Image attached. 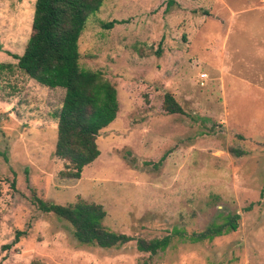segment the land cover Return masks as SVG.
I'll use <instances>...</instances> for the list:
<instances>
[{
  "label": "rangeland",
  "instance_id": "obj_1",
  "mask_svg": "<svg viewBox=\"0 0 264 264\" xmlns=\"http://www.w3.org/2000/svg\"><path fill=\"white\" fill-rule=\"evenodd\" d=\"M34 3L0 0V63L12 65L0 77V264H264V0H104L79 62L115 87L118 112L79 179L54 154L65 91L16 68ZM167 93L183 114L162 111ZM35 197L99 204L106 229L144 240L240 218L210 242L173 237L150 255L136 241L80 245Z\"/></svg>",
  "mask_w": 264,
  "mask_h": 264
},
{
  "label": "trees",
  "instance_id": "obj_2",
  "mask_svg": "<svg viewBox=\"0 0 264 264\" xmlns=\"http://www.w3.org/2000/svg\"><path fill=\"white\" fill-rule=\"evenodd\" d=\"M103 3L104 0H35L31 33L24 52L21 56L13 55L17 60L16 68L30 80L47 88L65 91L56 116L54 154L65 162L67 171L60 174L74 179H79L82 169L99 157L97 136L115 120L118 112L115 87L101 72L83 69L79 62V38L89 18L99 12ZM117 23L121 21L101 23V26L111 29ZM11 68V64L0 63V77ZM161 108L169 115L184 113L168 93ZM165 158L163 155L156 165ZM34 203L39 211L52 213L67 222L74 240L80 245L111 249L136 241L137 250L150 255L164 251L173 237L190 243L210 242L236 231L240 218L238 214L228 216L222 224L212 223L199 233L186 235L174 230L162 238L144 240L106 229L102 224L106 213L99 204L78 198L75 203L59 205L46 203L37 197ZM18 238L17 235L15 242ZM29 264L41 263L32 261Z\"/></svg>",
  "mask_w": 264,
  "mask_h": 264
}]
</instances>
